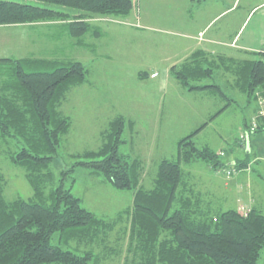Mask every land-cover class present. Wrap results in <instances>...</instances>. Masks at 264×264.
Returning a JSON list of instances; mask_svg holds the SVG:
<instances>
[{"label":"trees","instance_id":"16d2710c","mask_svg":"<svg viewBox=\"0 0 264 264\" xmlns=\"http://www.w3.org/2000/svg\"><path fill=\"white\" fill-rule=\"evenodd\" d=\"M34 1L66 10L0 0V27L58 24L80 46H89L84 36L98 39L105 34L91 19H126L135 6L134 0ZM254 57L249 54L240 59L198 50L172 66L170 73L190 92L208 91L234 102L220 85L204 83L222 72L231 76L227 83L234 90L259 106V97H264V59ZM88 76V69L78 61L0 58V148H17L9 151L10 160L24 169L33 192L29 199L7 200L0 170V264H96L91 252L79 255L62 246L95 242L110 223L83 208L71 189L56 185L51 169L72 125L60 105L68 91L86 83ZM146 76V72L138 73L141 80ZM258 111L259 107L255 114ZM126 123L122 117L112 121L100 148L80 156L85 161L77 165L101 175L118 190L134 192L133 205L126 210L132 239L128 252L134 253L131 264H259L264 214L253 208L247 214L231 209L212 215L202 209L182 168L201 161L213 172L241 171L250 163L247 150L245 160L226 165L222 153L207 146L198 148L193 138L205 123L178 142L177 161L160 162L154 186L146 190L140 186L141 161L121 152ZM245 127L243 134L250 139L254 134L247 122ZM261 132L264 119L258 118L255 134ZM55 235L58 245L52 244Z\"/></svg>","mask_w":264,"mask_h":264},{"label":"rangeland","instance_id":"374dc122","mask_svg":"<svg viewBox=\"0 0 264 264\" xmlns=\"http://www.w3.org/2000/svg\"><path fill=\"white\" fill-rule=\"evenodd\" d=\"M5 1L66 10L34 0ZM134 3V9L126 19H91L90 22L99 25L106 35L98 39L84 36V42L90 47L80 46L78 39L69 36L58 24L0 27V58L78 61L89 71L87 82L71 88L60 105V112L71 119L72 125L62 140L51 169L56 185L63 184L71 189L81 200L83 208L110 223L95 242L73 241L68 246H62L63 249L75 250L79 255L91 252L96 264H131L134 253L128 252L132 239L130 217L126 210L133 205L134 192L118 190L101 175L77 165L79 161H85L80 156L98 150L111 122L122 117L127 121L123 139H130L134 135L135 140L133 147L130 144L122 146L121 152L125 154L130 150L136 154L133 157H138L136 159L142 164L140 186L150 190L154 186L160 162L163 159L177 161L178 140L189 135L190 130L201 127L210 116L206 104H211V99L207 103L201 98L204 94L196 96L198 94L183 88L171 73L170 82H165L163 78L164 71L174 62L169 59L177 45L172 40L174 37L131 27L142 24L139 19L144 17L151 25L159 27L158 30L172 28L173 14L180 8L181 0H134ZM254 59L264 58L255 56ZM154 71L160 74L155 80L149 77ZM144 72L146 78L139 79L137 74ZM229 77L218 72L214 79L204 82L220 85L234 102H222L217 98L223 105L231 103L229 112L222 120L209 126L212 128L204 132L198 141L200 143L194 142L198 148H203L207 143L219 146L220 140L215 137L220 133L225 141L214 150L230 151L239 141L238 148H232L233 158L245 160L242 147H245L246 153V146L250 147L253 135L248 142L241 141L245 132L241 120L247 118L250 121L248 127H252L257 116L252 111H255L257 101L249 103L246 95L233 90L227 83ZM157 127L162 131L161 135ZM161 136L163 139H158ZM9 147L0 148V170L6 182L5 197L9 201L29 199L33 192L25 171L13 164L9 156V151L17 148L13 145ZM247 154L252 162L250 168L236 172L240 175L239 181L231 186L229 192L224 186L232 176L228 177L226 172L215 174L219 177H211L205 174L201 161L196 162L195 166L182 165L184 172L191 171L197 177L192 183L195 196L202 201V209L217 215L238 207L246 208L241 205L247 199L248 205L251 203L254 209L264 214V132H261L253 151ZM65 171L68 172L64 174ZM52 244L58 245V235L53 237Z\"/></svg>","mask_w":264,"mask_h":264},{"label":"crops","instance_id":"0c3cea01","mask_svg":"<svg viewBox=\"0 0 264 264\" xmlns=\"http://www.w3.org/2000/svg\"><path fill=\"white\" fill-rule=\"evenodd\" d=\"M199 1L181 0L180 8L177 11H175V13L173 14V19L171 24L172 28H165V30H158L159 27L151 25V22L148 19L144 20V17L142 19L141 18L139 19L142 24H137L135 25L136 27L131 26L132 28H140L143 30H147V32H158L174 37V39L172 40L176 42L177 45L175 44L173 49L174 53L172 54L171 57H169V59L174 62L170 65L168 70L164 71L165 74L163 75V78L165 79V82H170L171 75L169 70L172 66L182 63L193 52L198 50H203L211 55L220 54V55H225L228 57H235L240 59L249 57V54H253L255 56L264 58V0H199ZM118 25H124V24H118ZM200 35H202L201 38ZM92 45L94 48H96V45H94L93 43ZM163 62L164 60H162V63ZM155 74L157 76L153 77V75ZM159 76L160 74L156 71L152 72V74H149V77L154 80L158 79ZM194 93L198 94L196 96H199V94H204L201 95L202 96L201 98L207 103L209 99H211V104H206L207 110L208 112H210L208 121L205 122L207 123V125L203 129H201L202 126L205 124L203 123L201 127L194 128L195 130L193 129L190 130L189 132L190 135L201 129L193 138V140H196L198 144L200 143L198 141L202 138L204 132L210 130L209 128H212L209 126H211L213 122L216 123L222 120L224 115L229 112L230 106L225 107L227 104L223 105L222 103H220V101L223 102L224 100L222 99V97H220L219 95H214L208 91H197ZM217 98H220V101L217 100ZM257 108L258 106L256 105V107L254 108L255 111L254 110L252 111L253 114L254 112H256ZM213 116H215V118H213V120H210ZM245 122H247L248 124L250 123V121L247 118L245 119L242 118L241 124L243 125V131L246 130ZM155 128L156 127L153 128L154 131ZM159 130H160L159 127H157V131ZM129 132H131V130ZM161 133L162 131H159L160 135ZM253 134H254L253 137H251L250 151H253V147L255 146L256 141H259V138L261 136V133L255 134V131L253 132ZM130 137H131L130 139L127 138L124 140L125 142L124 144H122V146L125 147L126 145L130 144L132 145L131 147H133L135 136L131 135ZM215 138H218V140H220V145L222 144L223 141H225L222 134L220 133H218V136H216ZM158 139H163V138L161 136V138L158 137ZM179 141L180 140H178V142ZM238 144H240L239 141L235 142L232 148H234L235 150V148H238ZM220 145L217 146L216 144H208V143L205 144V146L210 147L213 150L214 147L217 148L220 147ZM242 145L244 146V144ZM232 148L230 151L222 152L221 150H218L219 153H222L224 155L222 158H223V162L226 163V165H231L238 161H241V160H237L238 158L237 159L233 158L234 151H232ZM242 148L244 154H246L245 147ZM125 154L130 155L134 159L138 158V157H133L136 156V154L134 152H131L130 150L128 151V153ZM251 163L252 162H250L249 164ZM194 164L197 163L196 162L189 163L188 165L195 166ZM202 166L206 170L205 174H207L208 176L210 175L211 177H219L218 175L215 174L224 173V172H218V173L213 172L206 163L202 164ZM248 168H250V166H248ZM237 174L238 173L235 172V175L232 174L231 175L232 178L227 179V181L225 182L224 187L226 188L227 192L231 191V186H235V184L238 183L240 175ZM185 175L187 177V180L189 179V181L193 185V188L195 189V186L192 183V181L196 180L197 177L193 175L191 171L185 172ZM225 201H226V197H225ZM246 202L247 199L242 203L243 205L241 206H245L249 210L253 209L252 204L250 203L248 205ZM236 209L238 210L239 207ZM259 264H264V249L259 258Z\"/></svg>","mask_w":264,"mask_h":264},{"label":"built area","instance_id":"2783aa9c","mask_svg":"<svg viewBox=\"0 0 264 264\" xmlns=\"http://www.w3.org/2000/svg\"><path fill=\"white\" fill-rule=\"evenodd\" d=\"M154 76H156V75H154ZM258 104H259V111L257 113V117L254 119V121L252 123L251 132H254L256 130V128H257V119L258 118L264 119V97H261V96L259 97ZM241 140L244 141V142H247L248 141V136L243 134L241 136ZM224 172H226V174L228 176H231L232 174H235L236 171L226 170ZM239 211L244 213V214H247L249 212V209L241 207V208H239Z\"/></svg>","mask_w":264,"mask_h":264},{"label":"water","instance_id":"95a60500","mask_svg":"<svg viewBox=\"0 0 264 264\" xmlns=\"http://www.w3.org/2000/svg\"><path fill=\"white\" fill-rule=\"evenodd\" d=\"M248 142V141H247ZM250 152V147L249 146H247V153H249Z\"/></svg>","mask_w":264,"mask_h":264}]
</instances>
